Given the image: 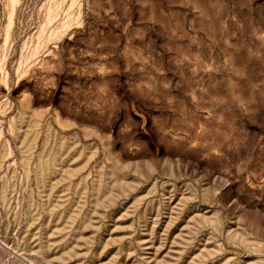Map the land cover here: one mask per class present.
<instances>
[{"label": "rangeland", "instance_id": "rangeland-1", "mask_svg": "<svg viewBox=\"0 0 264 264\" xmlns=\"http://www.w3.org/2000/svg\"><path fill=\"white\" fill-rule=\"evenodd\" d=\"M0 264H264V0H0Z\"/></svg>", "mask_w": 264, "mask_h": 264}]
</instances>
